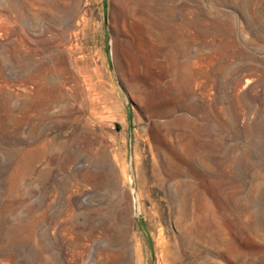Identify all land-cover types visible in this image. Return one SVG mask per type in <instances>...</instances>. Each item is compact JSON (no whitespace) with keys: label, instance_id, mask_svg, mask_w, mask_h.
<instances>
[{"label":"rangeland","instance_id":"obj_1","mask_svg":"<svg viewBox=\"0 0 264 264\" xmlns=\"http://www.w3.org/2000/svg\"><path fill=\"white\" fill-rule=\"evenodd\" d=\"M149 257L264 264V0H0V264Z\"/></svg>","mask_w":264,"mask_h":264},{"label":"water","instance_id":"obj_2","mask_svg":"<svg viewBox=\"0 0 264 264\" xmlns=\"http://www.w3.org/2000/svg\"><path fill=\"white\" fill-rule=\"evenodd\" d=\"M135 216H136V219H137V222H138L140 228L142 229V231L144 232V234L146 236L147 243H148V246H149V254L151 256V240H150L149 232H148V230H147V228L145 226V223L142 220L140 214L138 212H136ZM148 264H151V257H149Z\"/></svg>","mask_w":264,"mask_h":264},{"label":"bare ground","instance_id":"obj_3","mask_svg":"<svg viewBox=\"0 0 264 264\" xmlns=\"http://www.w3.org/2000/svg\"><path fill=\"white\" fill-rule=\"evenodd\" d=\"M164 126H166V125H164ZM203 153V152H202ZM204 154V153H203Z\"/></svg>","mask_w":264,"mask_h":264}]
</instances>
